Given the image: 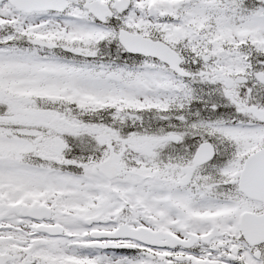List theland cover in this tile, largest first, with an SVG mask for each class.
Listing matches in <instances>:
<instances>
[{"label": "snow or ice", "instance_id": "6c2138e0", "mask_svg": "<svg viewBox=\"0 0 264 264\" xmlns=\"http://www.w3.org/2000/svg\"><path fill=\"white\" fill-rule=\"evenodd\" d=\"M0 264H264V0H0Z\"/></svg>", "mask_w": 264, "mask_h": 264}]
</instances>
